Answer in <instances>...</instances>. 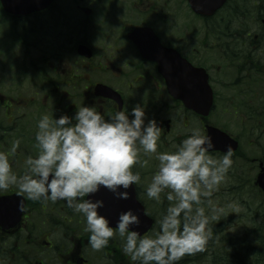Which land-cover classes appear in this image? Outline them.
<instances>
[{"label":"flooded vegetation","instance_id":"1","mask_svg":"<svg viewBox=\"0 0 264 264\" xmlns=\"http://www.w3.org/2000/svg\"><path fill=\"white\" fill-rule=\"evenodd\" d=\"M237 3L241 0H226L212 15L196 14L189 7L196 23L188 35L177 34L174 26L180 33L184 27L174 20V25L170 23L165 6L169 8L171 0H157L153 18L150 0H54L27 16L10 15L0 3V151L9 153L13 170L22 174L26 158L39 151L35 136L41 116H74L83 104L95 107L106 119L119 110L131 113L139 104L146 122L155 118L161 128L157 152L178 144L193 126L205 135L210 125L230 133L213 121L214 116L240 117L241 136L230 133L239 141L248 131L261 135L264 15H249L250 22L257 24L253 40L259 43L251 44L252 31L242 28L246 14L237 13V6L232 11ZM76 13L81 19L84 16L79 23L71 20ZM140 28L154 30L166 47L159 48L160 56L170 66L177 64L178 54L205 71L213 95L208 115L189 108L170 92L152 57L156 48H139L129 37ZM148 34L144 30L138 40H148ZM94 36L96 46L90 44ZM81 44L90 47L91 57L79 53ZM16 139L20 145L12 154L9 150ZM232 153L234 162L245 159L242 147ZM210 154L220 157L224 152ZM139 160L133 170L140 172L141 180L127 191L155 219L153 227L141 234L151 235L159 229L158 221L170 202L167 190L160 201L146 194L159 163L156 153L141 149ZM252 161L264 163L257 157ZM90 196L104 201L98 211L113 227L115 210L134 209L127 199L120 198L121 205H114L117 195L104 186ZM21 201L23 211L18 207ZM85 228L84 216L65 200H30L16 186L0 190V264H138L125 255L118 234L106 247L93 250Z\"/></svg>","mask_w":264,"mask_h":264},{"label":"clouds","instance_id":"2","mask_svg":"<svg viewBox=\"0 0 264 264\" xmlns=\"http://www.w3.org/2000/svg\"><path fill=\"white\" fill-rule=\"evenodd\" d=\"M145 117V109L139 104L131 113L119 110L107 119L88 104L77 107L74 116L43 114L35 136L38 154L26 158L22 174L13 170L9 153L0 151V190L16 186L30 200H65L68 207L86 219L85 231L93 250L106 247L118 234L123 252L132 261L177 264L185 254L204 249L210 235L204 198L211 196L226 177L233 153L228 146L222 156L211 155V136L196 126L178 144L157 152L161 128L155 118L146 122ZM19 145L20 139H16L9 151L14 154ZM141 149L156 153L159 162L146 188L147 197L160 201L161 193L167 190L170 202L158 221L159 229L151 235H141L132 227L141 222L132 209L121 212L113 227L98 211L104 201L90 196L104 186L127 199V189L141 180L140 172L133 170L140 163ZM207 203L211 205L212 218H218L223 209L211 200ZM18 207L24 210L23 201Z\"/></svg>","mask_w":264,"mask_h":264},{"label":"water","instance_id":"3","mask_svg":"<svg viewBox=\"0 0 264 264\" xmlns=\"http://www.w3.org/2000/svg\"><path fill=\"white\" fill-rule=\"evenodd\" d=\"M4 10L13 15H28L33 11L41 10L52 3L53 0H0ZM191 8L202 15H212L226 2V0H188ZM148 31V40H138L139 33ZM129 37L139 46V48H156L155 54L152 56L159 65V70L167 79L170 92L174 96L180 97L186 106L197 110L203 115H208L213 102L212 90L208 85V77L203 69L194 68L186 59L178 56L177 64L172 67L169 63L165 62L160 56L159 48L164 47L151 28H140L129 34ZM81 54L91 56L89 47L85 44L79 46ZM193 92V96L191 93ZM211 136L214 148L211 150L226 151L230 146L232 151L236 150L239 146L238 141L232 138L226 132L214 126H208V135ZM261 169L256 178V184L264 192V164H260ZM117 196H114V205H121L117 202ZM127 204L131 205L133 211L139 214L140 224L133 225L132 227L140 232L146 231L152 226L153 218L147 216L144 211L143 205L137 201L135 196L131 195L127 198ZM123 211H114V221L117 222L120 213ZM115 223V222H114Z\"/></svg>","mask_w":264,"mask_h":264},{"label":"rangeland","instance_id":"4","mask_svg":"<svg viewBox=\"0 0 264 264\" xmlns=\"http://www.w3.org/2000/svg\"><path fill=\"white\" fill-rule=\"evenodd\" d=\"M150 2L152 9L150 15L153 18L154 15L157 13L153 8L157 0H150ZM158 5L162 6V4H158ZM169 6H170L169 8L168 5H166L165 7H166V11L170 10L171 25L173 24V20H174V22L176 21L177 23L181 24L182 28L184 27L180 33L176 31L178 30V28L174 26V28H176L175 32L177 34H182V35H188L190 33H193L194 31L193 27L196 23V20L189 13L187 0H171V5ZM98 12L99 11H96V13ZM83 17L84 16L82 15V19H81L80 15L76 13L71 15V20L74 21L75 23H79L84 19ZM152 20L153 19H151V21ZM30 22L31 20L29 18L28 23ZM185 27L188 28L185 29ZM251 29L252 30L257 29V24L255 23V21H252ZM186 30H189V32H186ZM22 33L24 32H21V34ZM90 34H91V30H90ZM94 38L95 36L92 39H90V44L92 46H96L94 43ZM25 49L23 48V50ZM213 121L216 124L226 128L232 135L241 136V129L243 123H241L240 117L214 116ZM249 133L247 135V133L245 132L242 138L240 139L242 151L246 154L245 159L238 160L239 163L241 162L242 164L246 165L245 167L246 171L250 173L247 175L250 176V178H252V180L250 181L248 180L245 181V187H244L245 191L244 192L243 190H240V192L234 191L235 190L234 187L238 185L237 181L232 180V177L236 176L237 174V164H235L234 167L231 169V172L230 173L228 172L224 180L217 186L215 190H213L211 196L204 198L206 203L208 200H211L213 205H215L217 208L223 209L221 213L217 214L218 218H212L211 205L207 203V205L204 206L206 210H209L208 225L216 224L215 220H220L224 225V227L225 228L227 227V230L228 228L230 229L231 235L238 234L244 236L247 233L246 230L248 228L249 223L251 222L250 218L248 219V217H251L258 210L261 213L264 212V195L261 194V190L259 189V187L254 185L259 163L258 162L254 163L252 161V159L256 157L259 159L262 157L263 149L261 143L262 141L264 142L263 139L264 129L261 134V138L263 139L261 140V143H259V140L257 142L256 141L250 142L251 137ZM246 183L250 185H247ZM230 185H232V189L234 188V190H229ZM256 219L257 216H255L254 220ZM208 225H207V230H208ZM222 248L223 245L221 242L220 245L216 247L214 255L213 256L211 255L213 257L212 259L213 264H223L221 260H218V257L220 259L222 257L221 255ZM195 264H210V262L208 260H200ZM227 264H229V261Z\"/></svg>","mask_w":264,"mask_h":264},{"label":"trees","instance_id":"5","mask_svg":"<svg viewBox=\"0 0 264 264\" xmlns=\"http://www.w3.org/2000/svg\"><path fill=\"white\" fill-rule=\"evenodd\" d=\"M237 4L238 5H235V7L237 6L238 9L236 7L232 11L235 12L237 9V13H243L244 15L246 14L247 24L246 26L242 25V28L247 30L246 32L252 31V35L249 37L250 40H252L251 44H259L258 42L253 40V35L255 34V31L251 29L252 22H250L249 15L254 13L264 15V0H241V3ZM262 120V126H264V116L262 117ZM248 133L249 131L247 132V135ZM249 134L251 137L250 142H257L259 140V143H261V140L264 139L261 138V135H256L255 133ZM262 143L261 145L263 150L261 159H264V142L262 141ZM240 160H243V158H241ZM235 164H237V174L236 176L232 177V180L237 181L238 185L234 187L235 190L234 188L232 189V185H230L229 190L239 192L240 190H243L244 192L245 181H250L252 180V178L247 175L250 173L246 171V165L242 164L241 162L239 163L238 159L235 162L233 161L232 166L228 171L229 173L231 172V169L234 167ZM254 185H256L255 181ZM261 194L264 195L262 191ZM206 205L207 203L204 200L203 206ZM207 214H209V210H207ZM255 216H257L256 220H254ZM249 218L251 222L249 223L248 228L246 230L247 233L244 236L238 234L231 235L229 228L227 230V227L225 228L220 220H215L216 224L208 225V231L210 232V235L208 236L204 249L193 254H185L180 259L181 261L179 260V262L181 264H195L200 260H208L210 264H213L212 256L215 253L216 247L222 242L223 248L221 251V255L223 257H221V259L218 257V260H221L223 264H227L228 261L229 264H264V212L261 213L258 210L251 217H248V219Z\"/></svg>","mask_w":264,"mask_h":264},{"label":"bare ground","instance_id":"6","mask_svg":"<svg viewBox=\"0 0 264 264\" xmlns=\"http://www.w3.org/2000/svg\"><path fill=\"white\" fill-rule=\"evenodd\" d=\"M223 257V256H222Z\"/></svg>","mask_w":264,"mask_h":264}]
</instances>
